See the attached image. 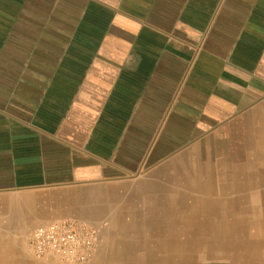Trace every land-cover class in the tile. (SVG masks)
<instances>
[{"label":"crops","instance_id":"1","mask_svg":"<svg viewBox=\"0 0 264 264\" xmlns=\"http://www.w3.org/2000/svg\"><path fill=\"white\" fill-rule=\"evenodd\" d=\"M263 106L264 0H0V264Z\"/></svg>","mask_w":264,"mask_h":264},{"label":"rangeland","instance_id":"2","mask_svg":"<svg viewBox=\"0 0 264 264\" xmlns=\"http://www.w3.org/2000/svg\"><path fill=\"white\" fill-rule=\"evenodd\" d=\"M101 196L86 203L103 229L85 264H264V106ZM30 233L16 234L29 261L75 264L35 256Z\"/></svg>","mask_w":264,"mask_h":264},{"label":"built area","instance_id":"3","mask_svg":"<svg viewBox=\"0 0 264 264\" xmlns=\"http://www.w3.org/2000/svg\"><path fill=\"white\" fill-rule=\"evenodd\" d=\"M99 238L100 231L89 223L66 217L33 229L28 246L41 259L85 264L96 256Z\"/></svg>","mask_w":264,"mask_h":264}]
</instances>
